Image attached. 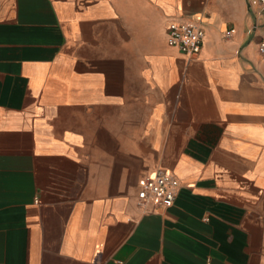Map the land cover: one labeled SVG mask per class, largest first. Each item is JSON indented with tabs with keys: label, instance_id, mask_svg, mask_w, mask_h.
<instances>
[{
	"label": "crops",
	"instance_id": "obj_1",
	"mask_svg": "<svg viewBox=\"0 0 264 264\" xmlns=\"http://www.w3.org/2000/svg\"><path fill=\"white\" fill-rule=\"evenodd\" d=\"M251 1L0 0V264H264ZM158 170L172 205L140 206Z\"/></svg>",
	"mask_w": 264,
	"mask_h": 264
},
{
	"label": "built area",
	"instance_id": "obj_2",
	"mask_svg": "<svg viewBox=\"0 0 264 264\" xmlns=\"http://www.w3.org/2000/svg\"><path fill=\"white\" fill-rule=\"evenodd\" d=\"M257 9V14L264 18V0H252ZM229 32H225L223 37H228ZM203 29L198 21L186 23H170L167 27L166 43L176 49L179 53L194 56L202 45ZM257 52L264 56V41L258 43ZM139 186L143 193L138 204L145 206L150 203L155 207L168 208L176 195L178 188L177 179L167 171L158 170L151 176H144L139 181Z\"/></svg>",
	"mask_w": 264,
	"mask_h": 264
}]
</instances>
